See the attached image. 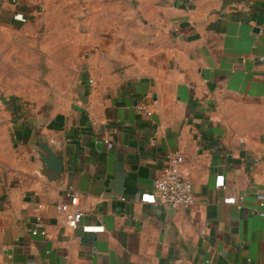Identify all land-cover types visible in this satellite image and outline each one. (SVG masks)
Masks as SVG:
<instances>
[{
  "label": "crops",
  "instance_id": "obj_1",
  "mask_svg": "<svg viewBox=\"0 0 264 264\" xmlns=\"http://www.w3.org/2000/svg\"><path fill=\"white\" fill-rule=\"evenodd\" d=\"M24 12L0 0V30ZM106 12L54 31L59 62L44 39L43 102L0 96V264H264V0ZM170 153L192 183L186 209L141 200ZM69 184L81 225L102 231L54 210ZM37 216L45 236L30 234Z\"/></svg>",
  "mask_w": 264,
  "mask_h": 264
},
{
  "label": "rangeland",
  "instance_id": "obj_2",
  "mask_svg": "<svg viewBox=\"0 0 264 264\" xmlns=\"http://www.w3.org/2000/svg\"><path fill=\"white\" fill-rule=\"evenodd\" d=\"M18 4L25 11L26 20L20 21L14 30H0V39H6L4 44L0 43V87L5 89L0 90V96L4 95L8 103L14 97V88L18 89L15 96L22 103L29 97L41 98L43 102L45 93L38 91V87L46 83L45 42L53 46L54 62H59L57 58L68 46L58 41V31L54 32L57 28L76 27L90 9L110 11L119 21L128 0H18Z\"/></svg>",
  "mask_w": 264,
  "mask_h": 264
},
{
  "label": "built area",
  "instance_id": "obj_3",
  "mask_svg": "<svg viewBox=\"0 0 264 264\" xmlns=\"http://www.w3.org/2000/svg\"><path fill=\"white\" fill-rule=\"evenodd\" d=\"M12 4H17L18 0H6ZM188 6H186L187 8ZM16 21H25L26 16L23 13L13 15ZM147 115L151 112L147 111ZM108 148L111 147L109 142H105ZM183 158L179 153H170L167 155V166L162 170L161 174L152 181L153 193H146L142 197V202L172 209H186L194 203L192 192V183L186 177L181 169ZM63 196L66 202H56L53 204L54 210L62 215L65 224L70 229L81 227L85 233H97L103 230L99 225H81L83 212L78 208L80 196L73 185H66L63 190ZM264 216V213H261ZM31 235H46V228L43 219L36 217L33 226L30 229Z\"/></svg>",
  "mask_w": 264,
  "mask_h": 264
},
{
  "label": "water",
  "instance_id": "obj_4",
  "mask_svg": "<svg viewBox=\"0 0 264 264\" xmlns=\"http://www.w3.org/2000/svg\"><path fill=\"white\" fill-rule=\"evenodd\" d=\"M224 3H230L233 2L235 0H222ZM36 144L41 146L42 152L48 156L49 160H51L54 164L58 165V170H59V166L61 164V160L59 159V154L56 151H52V149L50 147L47 146L46 142L43 143H39V139H37Z\"/></svg>",
  "mask_w": 264,
  "mask_h": 264
}]
</instances>
